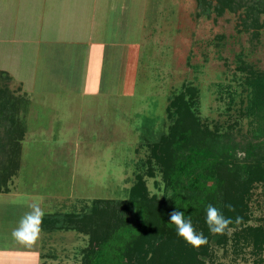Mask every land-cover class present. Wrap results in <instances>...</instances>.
<instances>
[{"label": "rangeland", "instance_id": "rangeland-1", "mask_svg": "<svg viewBox=\"0 0 264 264\" xmlns=\"http://www.w3.org/2000/svg\"><path fill=\"white\" fill-rule=\"evenodd\" d=\"M125 6L123 23L96 31L104 45L100 67L82 73L80 82L72 66L59 65L77 50L66 40L75 33L63 37L43 27L44 39H64L51 45L56 53L45 54V43L28 51L26 41H16V56L0 74V87L22 97L16 116L21 129L29 126L16 145L14 158L21 161L11 164L14 178L33 199L48 201V213L88 214L97 202L126 200L138 178L148 198L164 201L169 186L154 154H162L160 138L168 136L175 116L169 102L180 92H190L197 124L251 145L247 159L243 150L236 159L264 160V25L255 35L250 26L242 28L241 7L216 14L201 11L198 0H125ZM258 19L264 21V12ZM4 24L1 33L8 34L11 27ZM252 72L261 74V87ZM81 81L83 88L74 90ZM5 131L0 122L2 136ZM6 145L15 149V141ZM239 178L244 188L231 191L244 219L215 234L219 241H210L204 264H264V182ZM88 238L70 229L41 231L23 256L31 260L9 264H80Z\"/></svg>", "mask_w": 264, "mask_h": 264}, {"label": "trees", "instance_id": "trees-1", "mask_svg": "<svg viewBox=\"0 0 264 264\" xmlns=\"http://www.w3.org/2000/svg\"><path fill=\"white\" fill-rule=\"evenodd\" d=\"M211 1L198 0L200 10L235 13L241 7L244 15L239 20L243 29L250 26L256 35L264 25L258 19L259 13L264 12V0H249L253 3L248 4L244 0H214L213 4ZM244 17H249L247 22L242 20ZM255 74L261 87V74ZM186 95L180 92L170 99L175 116L168 136L160 138L162 154H154L162 164V175L169 186L170 193L164 201L153 202L148 198L138 178L129 188L126 200L97 202L94 204L97 207H91L88 214L44 213L43 230L70 229L89 236L80 264H204V257L210 255V241H219L218 237L213 238L215 233L206 224L207 206L214 205L225 217H230V225L244 219L240 209L235 208L239 199L231 190L244 188L238 183L239 177L264 182V160L246 161L251 145H242L231 134L209 132L204 125L197 124L189 110L191 98ZM21 98L0 87V122L7 126V131L17 129L19 122L13 111L21 107ZM242 150L246 151L245 159L239 161L236 151ZM173 210L182 211L185 219L190 218L196 232L202 233L207 243L193 247L178 236L176 226L169 221Z\"/></svg>", "mask_w": 264, "mask_h": 264}, {"label": "crops", "instance_id": "crops-1", "mask_svg": "<svg viewBox=\"0 0 264 264\" xmlns=\"http://www.w3.org/2000/svg\"><path fill=\"white\" fill-rule=\"evenodd\" d=\"M21 9H24V12L20 17L19 12ZM125 9V0H0V26L5 25V22L6 25L11 27L8 34L4 31L1 33L0 30V70L8 72L9 68L5 66V63L16 56L14 52L16 41H23V43L26 41L28 51L33 49V43H45V54L56 53V51H50L51 45L58 44L54 40L64 41V39L55 38L54 35H50V39H44L41 36V28L43 27L49 28L51 31L56 30L63 37L67 32L68 34L75 33V36L73 35L74 39L66 40L72 43L74 41L77 50L71 55L65 54L64 58L68 60L59 65L67 68L68 71L72 66L74 69L72 75L78 76L80 82L82 73L85 72L89 75L96 71L94 69L96 66L97 68L100 67L97 60L101 57V54H104V45L99 35L95 36L96 31H100L105 24L123 23L126 14L122 15V12ZM117 10L120 16H118ZM112 11H115V13L112 14ZM109 19L114 20V22H110ZM21 26H23L22 29ZM7 43H13V48L5 49L3 44L8 46ZM97 71L99 72L98 69ZM98 72H95V74ZM81 83V86L74 88V90L80 91L85 84L82 81ZM68 87L72 88L71 84ZM19 108L13 111L14 116L18 115ZM7 116L10 115L7 114ZM16 116L15 118L19 122L21 118ZM22 126L23 130L19 123L16 126L17 129H14L15 131H7V126H5V134L2 136L0 133V264H9L10 261L14 260V262L31 260L23 256L25 251L33 249V244L20 243L14 238L13 232L19 227L21 219L32 211L30 205L33 203H38L40 208L41 203L44 204L43 212L48 213V201L42 202V195L33 199V196L36 195L31 194L30 191L26 192V190L20 189V183L16 182L14 178L15 162L21 161V158L16 160L14 155H17L20 149L16 147V144L14 145L15 149L6 144L13 143L17 138V144L20 145L21 139L25 138L27 128H29L25 123ZM42 232L46 234L48 231L42 229ZM29 255L31 256L30 253Z\"/></svg>", "mask_w": 264, "mask_h": 264}, {"label": "clouds", "instance_id": "clouds-1", "mask_svg": "<svg viewBox=\"0 0 264 264\" xmlns=\"http://www.w3.org/2000/svg\"><path fill=\"white\" fill-rule=\"evenodd\" d=\"M30 207L32 211L21 219L19 227L13 232L14 238L25 245H32L39 238L44 216V212L38 203H33ZM169 221L176 226L178 236L191 246L200 247L207 243V238L202 233L196 232L191 219H185L182 211L173 210L169 214ZM231 223L232 219L225 217L220 209L211 204L207 206L206 224L210 232L222 234Z\"/></svg>", "mask_w": 264, "mask_h": 264}]
</instances>
